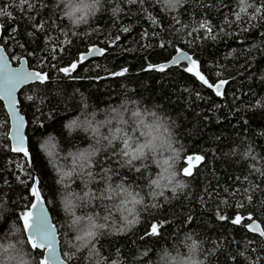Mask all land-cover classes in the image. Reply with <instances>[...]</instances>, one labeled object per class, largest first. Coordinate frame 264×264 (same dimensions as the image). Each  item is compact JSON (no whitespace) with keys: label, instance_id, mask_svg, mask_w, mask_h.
<instances>
[{"label":"trees","instance_id":"1","mask_svg":"<svg viewBox=\"0 0 264 264\" xmlns=\"http://www.w3.org/2000/svg\"><path fill=\"white\" fill-rule=\"evenodd\" d=\"M45 3L48 6L37 15L18 0H0V9L12 14L0 15L1 45L10 60L18 66L26 59L31 69L49 77L47 83L33 84L19 95L28 121V157L11 150L10 117L0 100V264H38L44 256L27 243L21 219L35 201L31 186L36 181L58 229L63 258L65 252L74 253L69 264H264L261 238L231 223L237 213H252L264 228V192L255 191L249 204L242 191L235 196L224 191L243 190L249 182L264 188V178L252 169L253 165L264 169V22L245 17L247 23L225 24L226 16L234 19L230 9L236 0H224L228 8L218 5L209 10L189 3L174 12L145 3L159 25L137 5L103 0L96 16L74 26L63 15V5L57 7L59 0ZM117 4L123 11L114 16L111 9ZM205 14L218 31L215 40L203 31L188 35ZM177 16L189 27L177 32L180 24L173 19ZM41 22L45 30L37 31L34 25ZM221 27L226 32L219 31ZM145 30L156 34L144 38ZM47 35L53 37L51 42ZM64 40L71 43H61ZM94 46L104 50L101 58L78 63L68 75L58 70L70 67ZM178 48L198 61L210 83L227 81L223 95L185 72L186 65L163 72L146 70L149 64L169 62ZM124 68L128 71L123 76L113 75ZM140 133L141 142L152 139L158 147L163 145L162 150L152 154L141 172L105 161L103 167L112 171L104 173L99 161L112 153L113 146L122 147L124 139L132 137L129 143H135ZM92 151L97 154L88 167L78 157ZM190 155L204 160L192 169V176H183L181 169L188 166L185 158ZM68 172L72 175L66 176ZM172 172L176 176L168 184ZM153 180L161 187L152 185ZM176 181L187 187L174 194L170 189ZM120 185L144 203L133 205L128 193L119 192ZM217 188L219 195L205 193ZM161 190L164 195L154 201L151 192ZM85 192L96 198L85 197ZM65 199L71 200L70 209ZM240 202L245 206L236 207ZM154 203L160 206L152 207ZM221 214L229 219L221 221ZM77 217L80 224L74 226ZM89 217L107 225L92 252L91 245L82 247L75 239L82 234L77 228L88 227ZM125 217L136 222L127 226ZM153 225L159 235L150 234ZM121 227L123 233H117ZM253 239L256 243H246Z\"/></svg>","mask_w":264,"mask_h":264},{"label":"snow or ice","instance_id":"2","mask_svg":"<svg viewBox=\"0 0 264 264\" xmlns=\"http://www.w3.org/2000/svg\"><path fill=\"white\" fill-rule=\"evenodd\" d=\"M19 4L25 5L28 9H31L35 11V13L39 14L40 8H46L48 5L45 3V0H18ZM126 4L129 6L131 5H137L142 11L146 18L152 23L159 25V21L156 19L155 16H153L145 7V3L150 2L151 4H161L163 6V10L167 12H174L179 11V9L183 8L185 4L189 3H198L199 7L204 9H214L217 8V6H221L224 8H228L229 5L224 3V0H124ZM103 0H72V2H69V0H59V3L57 4V7H61L63 5V8H61V11L63 12V15L67 17L70 21H72L74 26H79L81 22L87 23L88 18L96 16L98 12L101 10ZM112 14L118 15L123 9L117 4L115 7L111 9ZM232 16L234 17L233 20H229L226 16L224 23L225 24H232V23H239V22H245L247 21H256V22H264V0H236V5L234 9H230ZM0 15H8L11 16L12 14L10 12H6L4 9H0ZM247 18V21L244 20V18ZM30 19H34V17H30ZM175 22L177 24H180V28L175 29L177 32L184 28H188V24H183L180 22L179 17H173ZM254 26V25H253ZM37 31L45 30V23H36L34 25ZM215 25H213L212 21L207 18V14L201 17L199 21L195 23V26L192 27L191 31L188 33V35H192L193 33L203 31L205 35L208 38H211L215 40L218 35V31H214ZM244 31H248V28L245 27L243 29ZM15 31V29L13 30ZM124 32H128V28L123 29ZM219 31L226 32V29L221 27ZM156 33L150 34L147 30H145L142 33V36L144 38H148L150 35H155ZM227 34V33H226ZM31 35V33L29 34ZM67 33H65V36ZM75 35V33H73ZM264 35V34H262ZM53 37L51 35L46 36V40L48 42H51ZM116 39H119L117 37ZM61 43L70 44L71 40H64ZM161 47H164V44L160 45ZM0 51H3L2 47H0ZM52 52H56V49H51ZM95 52L103 53V49H96L91 48L88 50L87 54L88 56L93 55ZM178 55L173 60V63H180L183 61H187L189 63L188 67L184 68L185 72L191 73L193 76H195L200 82H202L204 85H206L208 88L212 89L217 96L223 95L222 89L224 85L227 83L226 80H220L216 83H210L209 80L201 73L199 70L200 65L197 60L193 59L191 56H189L187 53L183 52L181 49H177ZM3 58H0L2 60ZM86 59L85 55H81L76 63H72L70 67H63L58 69L60 72H63L64 74L68 75L71 71H75L77 68L78 63H82ZM23 63L25 61H21V68L16 69L12 71L11 73H5L4 80H5V87H4V95H0V99L8 98L10 102L12 103L11 110L15 112L14 107V101H12V92L16 89V87L19 84L26 83L28 81H38L41 84H44L48 79V74L43 72H27L23 69ZM156 70L163 72L165 70L164 65H155V64H149L146 70ZM2 71V69H0ZM128 71L127 68L122 69L120 72L113 73V75L117 76H123ZM29 100H32L33 97L29 96ZM41 102H43V98H40ZM258 107L261 105L257 104ZM136 115H139V113H136ZM155 115V114H153ZM22 119V118H18ZM75 123V122H73ZM143 133H140L136 137L135 143H129V140L132 139V137H129L127 139L123 140V146L120 147L118 150L115 146H113V151L110 155L106 156L104 160L99 161L101 164V170L104 173L111 172L112 169L108 167H103L105 161H112L113 163H117L120 165V167H128L136 172H141L142 166H147V161L152 159V154L157 153L162 150L163 145L157 146L152 139H146L143 142L140 141V136H143ZM14 139L17 140V144L11 148L14 152H22L25 157L29 156V152L26 148L23 146V138L19 136V129H17V136L14 137ZM105 139H108L105 137ZM109 145L113 144V141L111 139H108ZM168 147L171 148V143L169 142ZM96 151L87 152V153H80L79 159L86 160L88 162V167H91L93 165L92 157L96 156ZM49 155L51 153L49 152ZM250 155V153H249ZM255 159V157H252ZM204 160L203 156L200 155H190L185 158V163L188 165L187 167H184L181 169V174L183 176H192L193 172L192 169L197 166L198 162H201ZM31 162V161H30ZM165 165L169 164L168 160L164 161ZM81 167H84L81 165ZM252 169L254 172L259 173V176L264 178V169L256 168L255 165L252 166ZM165 172L168 171V168L164 169ZM66 176H71L72 173L68 172L65 173ZM88 177H93V173L91 171L87 172ZM176 176L175 172L170 173V178H168V184H173V180ZM19 179V177H17ZM237 180H241L240 177L236 178ZM243 180L247 181L248 177H244ZM23 182V181H21ZM88 182H91L90 180ZM38 181H36L31 186V195L35 198V202L32 203L27 211H25L21 219L23 221L24 230L26 232H30L29 238L27 240V243L31 246L34 250H41L42 252H46L47 255L42 256V258L38 261V264H68V260L71 259L74 256V253L72 252H65L64 253V259H62L60 256L56 254V237L54 230L51 226L47 224L46 217L44 216L43 208L40 207L42 204L41 197H40V191L36 187V184ZM87 183V182H86ZM151 184L154 185L156 188H160L161 184L159 180H153L151 181ZM165 188L167 185L164 186ZM187 187V185L183 181H176L175 185L170 189L174 194L177 190L183 189ZM120 193H128V189L125 188L123 185L118 186ZM261 191L264 192V188H261L259 184L249 182V187L244 188L243 190L239 188H233L231 191L227 188L224 189L226 193L230 196H235L238 192H243L245 195V198L247 199L249 204L253 203V193L255 191ZM205 193L211 197L213 195H219V189H205ZM131 198V203L133 205L137 204H143V199H137L136 195H132L131 193H128ZM138 195V194H137ZM164 195L163 190L160 192L153 191L151 192L152 199L154 201L158 200L159 197H162ZM85 197H88L89 199H95L96 196L94 193L85 192ZM108 199H111V197H108ZM203 200V197H201ZM222 203L227 204L228 200L226 198H222ZM264 203V202H262ZM147 207V205H145ZM152 207H159L160 205L158 203H154L151 205ZM244 203L240 202L236 205L238 208L244 207ZM67 208H71L72 204L69 201L66 203ZM33 210H38L34 212ZM129 214L131 215V210H129ZM104 220H107L108 217H103ZM219 219L221 221L229 219L227 216L221 214L219 215ZM80 217H77L72 221V225L76 226L80 224ZM89 225L85 229L83 227L77 228V231L82 233L80 235H77L75 239L77 241L82 242V247H90V252L96 251V242H98V237L103 233V231L106 229L107 225L105 223H97L95 220H93L92 217L88 218ZM125 220L127 221V226H131L136 222V219H128L125 217ZM247 220L249 223L243 224V221ZM231 223L234 225H242L245 227L249 232L254 233L258 235L261 238V243H264V228L261 227V224L258 223L255 218L253 217L252 213H249L247 216H242L241 214L237 213L234 218L231 219ZM124 228H118L116 229L117 233H123ZM152 235H159L158 226L153 225L152 226ZM248 245H251L253 243H256V241L248 240L246 242ZM194 246V245H193ZM10 247H12L10 245ZM75 247V245H73ZM80 249L77 248V251ZM255 251V249H252ZM7 251V249H5ZM98 254V253H97ZM240 255H244V253H240ZM107 259V258H105ZM100 264V262H98ZM108 264H116L115 261H108ZM253 264H256V262H253Z\"/></svg>","mask_w":264,"mask_h":264},{"label":"water","instance_id":"3","mask_svg":"<svg viewBox=\"0 0 264 264\" xmlns=\"http://www.w3.org/2000/svg\"><path fill=\"white\" fill-rule=\"evenodd\" d=\"M1 40H2V25H1V22H0V47H2V49H3V51H0V58H3L2 60H0V69H2V71H0V95H4V87H5L4 75H5V73H11L12 71H14L16 69L21 68V62H20V64L18 66H15L12 63V61L10 60V57L8 56V54L5 51L4 47L1 45ZM91 48L101 49V48H99L97 46H94V47H91ZM183 52H185L189 56H191L188 52H186V51H183ZM86 54H87V52L82 54V55L86 56V59L81 64H84L86 62H89V61L97 59V58H101L104 55V50H103L102 54L100 52H95L93 55H90V56H88ZM177 55H178V53L169 62L164 63V64H160V65H164L165 69H169V68H172V67H179L181 65L189 66V63L187 61H183V62H180V63H173V60L176 58ZM22 60L25 61V63H23L24 71H27V72H39V71L31 69L29 67V64H28L26 59H22ZM47 82H48V80L45 83H47ZM33 84H41V83H39L38 81H34V80L33 81H28L26 83L19 84L16 87V89L12 92V98L11 99H12V101H14L15 112H13L11 110L12 103L10 102V100L8 98L0 99L4 103L6 111H7L8 115H9V117H10L11 128H10V133H9V139L11 141V146L12 147L17 144V140L14 139V137L17 136V129H19V136L23 138V146H24V148L28 149V146H29V140H28V137H27L28 121H27L26 116L23 115L22 112H21L19 95L22 92V90H24L25 88H27V87H29V86H31ZM224 91H225V85H224V87L222 89V92H224ZM18 118H22V119H18ZM13 153L18 154V155H23L22 152H14L13 151ZM40 197H41V195H40ZM41 201H42V204L40 205V207L43 208V212H44V216L46 217L47 224L53 228L54 233H55V237H56V254L58 256H60L62 259H64L63 256H62V252H61V242H60V238H59L58 229H57L56 225L54 224L52 215H51V213H50V211H49V209H48V207L46 205L45 200L42 197H41ZM36 211H38V210H33L34 215H35ZM257 222L260 223L259 221H257ZM261 227H262V225H261ZM251 234L256 235L254 233H251ZM26 235H27V238H29L30 232H26ZM39 251H41V250H39ZM43 253H44V255H47L46 252H43Z\"/></svg>","mask_w":264,"mask_h":264},{"label":"rangeland","instance_id":"4","mask_svg":"<svg viewBox=\"0 0 264 264\" xmlns=\"http://www.w3.org/2000/svg\"><path fill=\"white\" fill-rule=\"evenodd\" d=\"M48 146H50V145H49V144H48V145H47V144L44 145V147H46V148H49ZM69 201L71 202L70 199H65V200H63L65 207H66V203H68ZM71 204H72V203H71Z\"/></svg>","mask_w":264,"mask_h":264}]
</instances>
